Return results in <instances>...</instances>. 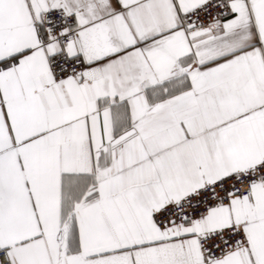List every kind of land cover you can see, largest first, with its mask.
I'll return each mask as SVG.
<instances>
[{
  "label": "snow or ice",
  "instance_id": "1",
  "mask_svg": "<svg viewBox=\"0 0 264 264\" xmlns=\"http://www.w3.org/2000/svg\"><path fill=\"white\" fill-rule=\"evenodd\" d=\"M0 264H264V0H0Z\"/></svg>",
  "mask_w": 264,
  "mask_h": 264
}]
</instances>
